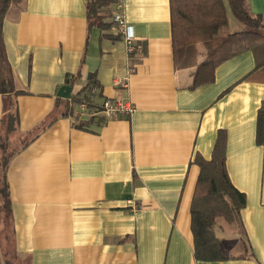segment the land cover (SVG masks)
I'll return each mask as SVG.
<instances>
[{
  "label": "crops",
  "instance_id": "0c3cea01",
  "mask_svg": "<svg viewBox=\"0 0 264 264\" xmlns=\"http://www.w3.org/2000/svg\"><path fill=\"white\" fill-rule=\"evenodd\" d=\"M90 1L23 0L6 15V54L22 92L11 141L41 132L8 169L11 239L0 240L1 264H11L8 255L17 264H264V144L257 143L264 80L247 79L255 54L221 63L212 83L196 86V67L175 66L170 0L121 1L132 52L113 23L118 0L103 13L106 27L90 22ZM248 3L264 19V0ZM205 59L201 45L199 64ZM91 76L95 107L70 103L63 116L62 104ZM63 86L73 88L70 99L57 96ZM106 99L135 112L107 119ZM5 108L0 97V133ZM220 133L246 205L240 224H230L237 229L217 223L227 259L212 262L195 257L191 206L196 158L212 159Z\"/></svg>",
  "mask_w": 264,
  "mask_h": 264
},
{
  "label": "trees",
  "instance_id": "16d2710c",
  "mask_svg": "<svg viewBox=\"0 0 264 264\" xmlns=\"http://www.w3.org/2000/svg\"><path fill=\"white\" fill-rule=\"evenodd\" d=\"M22 1L0 0V97L6 102V114L2 121L3 132L0 134V226L2 220L5 224L8 223L11 214L7 176L11 160L41 132V128H38L26 135L25 139H20L19 148L12 147L11 137L18 133L19 128L15 99L22 92L17 91L15 87L13 71L6 54L3 25L10 8L20 5ZM114 2L115 0H91L88 4L90 22L106 27L104 15L101 14ZM231 8L235 17L246 26V30L220 35V31L229 24L223 0H170L175 66L177 69L196 67V86L212 83L216 68L221 63L248 50L255 54L257 63L247 79L259 75L264 80V19L248 10L246 0H231ZM201 45L205 49L206 59L199 64ZM73 80L74 77L68 84ZM96 87L98 83L91 76L88 85L79 95L62 104V115L67 116L70 113V103L95 107L91 94ZM257 143L264 144V103L258 113ZM196 163L200 167V174L191 206L195 257L212 262L226 260L217 237L216 226L221 219L228 224H240L246 196L233 186L229 178L225 137L222 133L218 136L212 159L207 161L197 157Z\"/></svg>",
  "mask_w": 264,
  "mask_h": 264
},
{
  "label": "built area",
  "instance_id": "2783aa9c",
  "mask_svg": "<svg viewBox=\"0 0 264 264\" xmlns=\"http://www.w3.org/2000/svg\"><path fill=\"white\" fill-rule=\"evenodd\" d=\"M122 0H118V8L115 14L113 15V23L116 25L117 30L124 37L126 43L129 46L130 52L135 49L136 38L134 36L132 27H130L124 16ZM117 85L125 87L127 85L125 79H120L117 82ZM97 94V89L92 90V98ZM86 105V104H85ZM83 105V106H85ZM135 109L129 103H124L120 100L106 99L102 105V113L107 119H113L120 113L133 114Z\"/></svg>",
  "mask_w": 264,
  "mask_h": 264
},
{
  "label": "rangeland",
  "instance_id": "374dc122",
  "mask_svg": "<svg viewBox=\"0 0 264 264\" xmlns=\"http://www.w3.org/2000/svg\"><path fill=\"white\" fill-rule=\"evenodd\" d=\"M224 1H225L226 5L228 6V8L230 9L229 10L230 22H229L227 27L223 28L220 31V35H226V34H229L231 32H240V31L246 30V26L239 23L237 21V19H235L234 15H232L233 11H232V8L230 7L231 6V0H224ZM246 1H247V8H248V10H250L248 0H246ZM101 15H104V14L102 13ZM20 141L21 140L18 138L12 140V147L17 148L20 145ZM218 224H222L223 226H225L229 230H231L234 227L236 229L238 228L237 225H230L222 219L218 221ZM0 230H1L0 240H2L3 238L11 239L10 227H9L8 223H6V224L4 223V220H2ZM226 246H227V244H226ZM7 259L11 262V264H17V261L15 260V258L12 255H8Z\"/></svg>",
  "mask_w": 264,
  "mask_h": 264
},
{
  "label": "water",
  "instance_id": "95a60500",
  "mask_svg": "<svg viewBox=\"0 0 264 264\" xmlns=\"http://www.w3.org/2000/svg\"><path fill=\"white\" fill-rule=\"evenodd\" d=\"M73 88L71 86H63L59 89L57 96L62 99H70Z\"/></svg>",
  "mask_w": 264,
  "mask_h": 264
}]
</instances>
